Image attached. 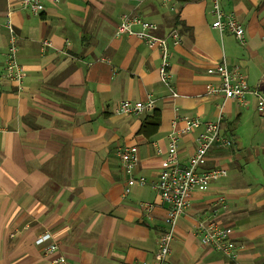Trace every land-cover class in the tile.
Listing matches in <instances>:
<instances>
[{"label": "crops", "instance_id": "obj_1", "mask_svg": "<svg viewBox=\"0 0 264 264\" xmlns=\"http://www.w3.org/2000/svg\"><path fill=\"white\" fill-rule=\"evenodd\" d=\"M42 2L35 15L19 0H0V264L152 263L166 204L148 183L124 191L128 174L118 151L134 146L133 176L155 180L176 115L220 116V133L231 143L211 146L204 167L223 175L191 193L166 264H264V116L252 96L241 105L209 94L219 77L206 71L224 61L264 93V0H220L243 25L244 44L211 27L210 0ZM126 12L152 22L153 36L179 33L180 43L168 46V83L158 71V49L116 34ZM8 17L24 72L21 88L4 76ZM147 95L155 101L146 113L115 112L120 100ZM155 112L153 126L145 118ZM198 131L179 137L181 162L194 151ZM140 202L152 203L151 211ZM199 219L232 228L234 257L200 244ZM43 231L56 251L44 253L34 243Z\"/></svg>", "mask_w": 264, "mask_h": 264}, {"label": "built area", "instance_id": "obj_2", "mask_svg": "<svg viewBox=\"0 0 264 264\" xmlns=\"http://www.w3.org/2000/svg\"><path fill=\"white\" fill-rule=\"evenodd\" d=\"M58 3L59 0H53ZM20 7L31 14L38 15L44 10L42 0H19ZM212 16L211 27L220 33L231 34L239 44L245 42V32L243 25L236 19L234 14L226 12L221 7L220 0H210L208 10ZM154 24L145 20L135 13H122L116 26L117 35H134L149 48H156L160 52V64L158 71L163 82L169 81L171 74L167 70L169 65L168 46L180 43V35L177 31L171 30L165 36H153L150 34ZM8 33V44L4 54V76L7 80L15 83L17 88H21L24 72L18 61L17 35L14 31L10 18L5 22ZM44 44L50 45L49 40H44ZM208 74H215L219 77V82L215 86L208 88V93H222L224 99L235 100L238 104L245 105L247 97L252 96L256 103L258 112L264 116V93L257 87H250L244 79L238 67L228 68L224 61L216 63L206 69ZM174 95V94H173ZM154 99L147 95L144 100L122 99L118 102L115 112L118 114L140 116L147 110L154 107ZM178 121H183V125L176 129ZM199 128L196 136L194 151L187 157L185 162L178 158L179 137L182 134L191 132ZM220 116L215 120H200L198 117H182L176 115L171 121V130L167 134L168 147L162 159L158 176L155 180L146 182L143 177H134L132 172L137 165V152L134 146H125L119 149L121 166L128 174L126 179L127 192L133 184H150L159 196L160 202L166 204V211L163 217V229L157 240V248L152 263L166 264L171 242L174 238L177 219L190 206L191 193L193 191L206 190L209 184L223 175L221 168H205L208 153L213 144L229 145L231 140L220 133ZM224 200L223 196L218 198L219 202ZM140 208L144 212H150L153 204L140 202ZM194 234L198 237L201 245L217 250L225 256L232 258L235 255V242L232 238V228L221 225L212 219H199L194 228ZM51 234L43 231L38 234L34 243L43 245L44 253H52L58 249L55 242H48ZM59 262H64L65 258L60 255ZM148 264V263H143Z\"/></svg>", "mask_w": 264, "mask_h": 264}, {"label": "trees", "instance_id": "obj_3", "mask_svg": "<svg viewBox=\"0 0 264 264\" xmlns=\"http://www.w3.org/2000/svg\"><path fill=\"white\" fill-rule=\"evenodd\" d=\"M146 121L150 123V125L156 126L158 122V114L155 112L151 117L145 118Z\"/></svg>", "mask_w": 264, "mask_h": 264}]
</instances>
